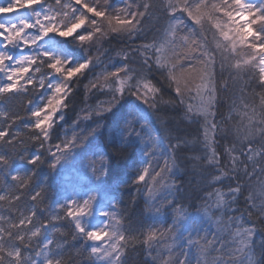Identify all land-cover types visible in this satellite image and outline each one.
Instances as JSON below:
<instances>
[{"label": "snow or ice", "instance_id": "snow-or-ice-1", "mask_svg": "<svg viewBox=\"0 0 264 264\" xmlns=\"http://www.w3.org/2000/svg\"><path fill=\"white\" fill-rule=\"evenodd\" d=\"M12 16L17 19H5ZM50 34L82 44L98 36L131 41L116 52L118 69L102 70L90 82L93 91L115 88L123 94L135 83L132 94L155 107L149 100L164 91L160 81L170 90L161 103L182 110L185 131L169 138L163 158L154 155L149 138V159L134 184L138 193L143 189L147 214L155 218L171 209V225L133 227L114 202L100 213L104 222L90 228L86 218L93 215L97 193L52 208L48 187L35 185L39 159L30 148L40 140L37 133L55 114L53 107L65 103L71 82L91 66H73L46 47ZM109 106L105 100L97 108ZM69 147L53 145L57 160L50 167ZM179 156L201 182L217 186L211 195L218 204L226 192L234 200L245 196L246 213L217 219L220 239L193 231L181 238L177 229L185 209L175 197L159 200L163 190L179 191L169 184ZM25 161L31 168L19 169ZM258 232L264 234V0L0 3V264H132L129 256L141 254L144 264H257L252 249Z\"/></svg>", "mask_w": 264, "mask_h": 264}, {"label": "clouds", "instance_id": "clouds-1", "mask_svg": "<svg viewBox=\"0 0 264 264\" xmlns=\"http://www.w3.org/2000/svg\"><path fill=\"white\" fill-rule=\"evenodd\" d=\"M114 40L123 41V43L117 44L113 42ZM73 42L80 49H82L85 58L82 62L72 65L75 66L80 63L86 64L91 61V66L88 68L86 73H89L90 70H93L94 74H90L85 80L86 73H81L75 81L71 82V87L69 88L68 92L65 93L67 97L65 103L59 107L58 110L55 108V106L53 107V112L55 114L50 116L48 120L42 123L40 132L37 133L40 135V140L33 143L30 148L33 157L39 159L36 170L40 169L42 166H46L50 172L56 173L52 179L59 181L55 185L57 195H59L61 190L65 188L63 175L67 174V170L73 167V165H67V161L70 157L75 162L74 166L77 167L82 174L88 175L90 179L93 176L103 177L106 174L113 157L119 153H146V151L151 147L149 138H151V141L156 145L154 155L160 157V149L157 139L152 136L149 131L143 130L142 127H138L136 122L126 125L123 140H121L119 137H114V142L112 144H107V142H105V145L101 150H92L83 157L79 155L77 150L85 148V146L88 145L90 138L98 133L102 126L98 123L95 127H89V122L95 121L97 118H101L107 113H111L116 105L119 104L121 99L128 96L134 97L140 102L141 106L146 107V109L151 110L153 114H156L160 126L164 131V136L167 143L170 137L173 139L175 138L174 134L176 132L166 123L167 118L159 115L161 110L166 106L161 103V96L166 94V87L164 86L163 81H160V87L164 89V91L161 93V96H157L154 100H149V105H155V107H149L148 105L143 104L135 95L132 94L136 89L135 83L130 84L123 94L117 93L115 88H113L111 92H104L101 90L93 91L91 88L87 87L102 70L106 71L107 69H118V67L113 66V62L119 60V58L116 56V52L123 48L126 44L131 43L130 40H126L123 36H117L114 38L110 37L108 39H104L103 36H98L95 40L89 43L82 44L76 38H74ZM137 71L140 70L137 69ZM147 71V69L143 70L144 73H147ZM77 88H82L83 100L78 106V110L75 112V118L72 121V124L68 128L62 129L60 136L54 140L56 128L60 125L61 121L65 119V113L72 108V100L70 98L74 97ZM98 93H103L104 99H100L95 103L90 102L91 98L96 96ZM45 94H47V90H45ZM105 100H107L110 106L107 108V110H98V103ZM37 103H39V101H37ZM181 115L182 111L177 118L178 122L181 121ZM161 118H164L165 120L163 125L161 124ZM130 128L133 129L132 132L129 131ZM128 137H132V139H128ZM145 137H147V139H145ZM138 140L141 141L139 146H137ZM142 141L144 142L142 143ZM53 145H70L67 151H64L63 149L60 150L59 156L61 159H59V162L54 168L50 167V165L57 160V156L53 152ZM74 153H76V155H73ZM148 159L149 157L147 156V161ZM93 162H95V164ZM93 167H96L97 171L94 172ZM57 169H64L65 171L60 172L57 171ZM100 169L105 171L103 176L98 174ZM182 174L187 176V182L180 178ZM233 175H235V172ZM172 183L178 187L179 191L163 190L159 195V200H164L168 197H175L177 206H182L185 209L186 216L177 229V231L180 232L181 238L189 231H193L206 235L209 238L216 236L217 239H220L224 233L218 234L216 223L217 219L222 215H227L229 218H232L233 216H239L243 213H246L247 211V203L245 201L244 195H241L238 200H234V198L226 192V199L224 203L218 204L216 202L215 195H211V193L216 192L217 186H212L210 188L209 185L201 182L199 177H197L192 172L191 165L183 156H179L177 158V166L174 168V170H172L169 184ZM225 183H227V181H225ZM254 183V181H247V179L245 180V184L247 185H254ZM185 190H187L188 196L186 198H180L178 193H183ZM192 193H196V195H192ZM137 194H142L145 198L142 188L139 193L137 192ZM47 197L48 200L51 198L49 190ZM58 204H55L53 208H55ZM165 212L171 217L173 222L171 209L168 208L162 210L161 213ZM245 219H247L246 216ZM194 225H198V227H194ZM252 251H254L256 254L257 264H264V250L257 251L254 244Z\"/></svg>", "mask_w": 264, "mask_h": 264}, {"label": "trees", "instance_id": "trees-1", "mask_svg": "<svg viewBox=\"0 0 264 264\" xmlns=\"http://www.w3.org/2000/svg\"><path fill=\"white\" fill-rule=\"evenodd\" d=\"M113 3L118 5L121 0H113ZM74 38H62L55 34H50L45 38L43 42L46 47L56 53L62 55L64 58L69 59L72 64L82 62L85 58L82 49H80L74 42ZM114 43H123V41H113ZM120 61L113 62L114 67H118ZM90 74H94L93 70L86 73L85 80ZM158 74H154L156 78ZM83 82V81H82ZM165 92L171 95L170 90L165 89ZM72 100V108L65 113V119L61 121L60 125L55 130V137L58 138L62 129L68 128L75 118V112L78 110V106L83 100L82 88H77ZM100 99H104L103 93H98L91 98L92 103L97 102ZM181 109L178 107L165 106L159 115L167 118L166 123L174 131L183 133V122H178L177 118L181 114ZM136 122L138 127H142L143 130L149 131L158 141L160 149V157H166L169 154L168 143L165 140L164 131L162 130L160 123L157 119V115L153 114L151 110L146 109L140 105L134 97H125L121 99L119 104L112 110L111 113L105 114L97 120L89 122V127H95L96 124H101V128L92 138H90L88 145L85 148L77 150L81 157L85 156L92 150H101L105 142L112 144L114 137H119L123 140V136L126 130V125ZM132 139V137H128ZM147 139V137H145ZM141 141H137V146ZM73 155H76L74 153ZM147 162V156L144 152H131V153H119L113 157L110 166L106 174L103 177H92L82 174L77 167L74 166L75 162L70 157L67 161V165H73L67 170V174L63 175V182L65 188L61 190L60 194H56L55 185L59 181L53 180L55 172H50L46 166H42L36 170L35 185H46L51 194L49 199L50 207H54L55 204L63 203L66 199L81 198L86 196L89 192H95L98 194L97 204H101L103 208L107 209L111 207L114 202H119L122 209L125 210L127 218L133 227L140 228L145 227L154 222L161 224H170L172 222L171 217L167 213H160L158 217H153L144 211L145 198L143 195H138L136 192L137 185L133 183L138 171ZM21 170L31 168L27 165L26 161L17 165ZM57 171L64 172V169H57ZM182 180L187 182V176L181 175ZM196 195V193H192ZM180 198H186L188 196L187 190L183 193H178ZM133 197L135 201L133 202ZM86 223L91 224L92 221L86 218ZM198 227V225H194ZM255 247L257 251L264 250V234L257 233L255 240ZM129 261L132 264H144L145 257L141 254L139 256L130 255ZM150 264V262H149Z\"/></svg>", "mask_w": 264, "mask_h": 264}, {"label": "rangeland", "instance_id": "rangeland-1", "mask_svg": "<svg viewBox=\"0 0 264 264\" xmlns=\"http://www.w3.org/2000/svg\"><path fill=\"white\" fill-rule=\"evenodd\" d=\"M4 0H0V3H3ZM20 15H27V13H21ZM5 19H12V20H15L17 19L16 16H12V17H5ZM108 210H110V207L108 208ZM102 211H107V209L103 208V206L101 204H97V202H95V207H94V210H93V215L88 217L89 220L92 221L91 224H88V226L90 228H95V227H98L100 226L103 222H104V217H102L100 215V213Z\"/></svg>", "mask_w": 264, "mask_h": 264}]
</instances>
